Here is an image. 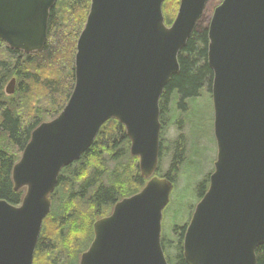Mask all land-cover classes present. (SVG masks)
Masks as SVG:
<instances>
[{
	"label": "water",
	"instance_id": "water-1",
	"mask_svg": "<svg viewBox=\"0 0 264 264\" xmlns=\"http://www.w3.org/2000/svg\"><path fill=\"white\" fill-rule=\"evenodd\" d=\"M58 0H0V39L43 51ZM91 0L75 59V88L61 114L32 133L12 173L19 206L0 200V264H34L62 170L79 161L109 120L122 124L145 187L94 224L80 264H169L163 216L174 183L160 165V99L209 0ZM217 160L183 240L186 264H257L264 245V0H223L208 28ZM16 91L13 79L6 88Z\"/></svg>",
	"mask_w": 264,
	"mask_h": 264
},
{
	"label": "trees",
	"instance_id": "trees-1",
	"mask_svg": "<svg viewBox=\"0 0 264 264\" xmlns=\"http://www.w3.org/2000/svg\"><path fill=\"white\" fill-rule=\"evenodd\" d=\"M179 7L180 0L165 1L163 12L168 26L174 22ZM90 8L91 0H58L50 13L48 38L41 52L26 54L12 50L0 39V200L15 206L22 204L26 190H14L13 169L34 130L57 118L70 100L76 83L77 44ZM200 21L180 52V72L172 76L165 88L166 99L173 102L166 116L172 120L184 121L190 103L201 95L205 83L209 84V90L212 88L213 71L207 59L208 28L200 31ZM13 79L16 91L8 96L6 87ZM163 109L166 110V104ZM125 136L124 128L116 120H109L81 160L62 171L58 181L62 204L45 219L34 264H77L81 241L86 236L93 241V224L107 215L106 206L116 198L119 201L132 197L145 187L148 180L142 178L139 158L130 155L127 148L130 143L127 138L124 140ZM175 146L172 174L164 176L174 184V174L185 161L184 145ZM162 155L161 152L160 166ZM122 161L125 164L118 165ZM205 183L201 197L208 190L209 178ZM75 185L81 187L75 191L76 195L89 205L87 213L74 212L69 206ZM93 187L96 190L91 197L84 198L87 189ZM179 232L182 237L183 229ZM181 239L180 264H186ZM256 254L257 264H264V245L257 248Z\"/></svg>",
	"mask_w": 264,
	"mask_h": 264
},
{
	"label": "rangeland",
	"instance_id": "rangeland-1",
	"mask_svg": "<svg viewBox=\"0 0 264 264\" xmlns=\"http://www.w3.org/2000/svg\"><path fill=\"white\" fill-rule=\"evenodd\" d=\"M222 2L223 0H209L200 21V31L209 28L214 11ZM204 88L201 95L190 103L184 121L176 118L170 121L169 117H165L167 125L162 135L163 155L156 176L164 177L171 173V163L177 148L175 144L183 135L187 143L185 161L180 165L179 172L174 174L175 185L171 201L164 210L163 216V248L169 264H180L182 239L179 237V230L189 224L201 200L203 185L208 178L210 179L217 160L213 96L209 91L208 83L204 84ZM90 238L86 236L81 241L82 244L79 246L81 251L90 246Z\"/></svg>",
	"mask_w": 264,
	"mask_h": 264
},
{
	"label": "flooded vegetation",
	"instance_id": "flooded-vegetation-1",
	"mask_svg": "<svg viewBox=\"0 0 264 264\" xmlns=\"http://www.w3.org/2000/svg\"><path fill=\"white\" fill-rule=\"evenodd\" d=\"M212 84H213V81H212ZM210 92H211V94H212V88H211V90H209ZM166 104V110L164 111V109H163V107H164V105ZM173 107V102L171 101V100H167L166 99V97H165V91H164V93H163V95H162V97H161V99H160V109H161V114H160V121H161V125H162V129H161V137H160V141H161V143H160V145H161V149H162V135H163V131H165V126L167 125L166 124V121H167V118H166V121H165V117H167L166 116V113H168V110H170L171 108ZM170 121H173L172 119H170ZM117 124H119L120 126H122L123 128H124V132H125V134H126V136L124 137V140H125V138H127V142L128 143H130V144H128L127 145V148L129 149V153H130V155L132 156V154H131V141H130V139L128 138V136H127V133H126V129H125V127L122 125V124H120L118 121H117ZM173 124V123H172ZM179 132V131H178ZM180 135H181V133H180ZM179 143V145L180 146H182V144L184 145V147H185V153H186V148H187V143H186V140H185V135H183L181 138H180V141L178 142ZM121 146V145H120ZM120 148H123V147H120ZM123 154H125V152H123L120 156H119V158L121 159L122 158V155ZM132 157H134V156H132ZM134 158H136V157H134ZM123 164H125V162L124 161H122L121 163H118V165H123ZM71 166V165H70ZM62 173V172H61ZM61 175V174H60ZM60 177V176H59ZM79 189H81V187H79V186H77V185H75L74 186V189H73V193H72V195L70 196V200H69V202H70V208L71 209H73L74 210V212L76 211H81L82 213H87V211L89 210V205H88V203L87 202H85V199H83L82 197H80V196H77L76 195V193H75V191H77V190H79ZM94 190H96V187H93V188H89V189H87V191H86V193H84V195H83V197L84 198H89V197H91V195H92V191H94ZM90 192V193H89ZM130 197V196H129ZM129 197H124V198H122L121 200H117L118 198H116L113 202H112V204L110 203V204H108L107 206H106V208L109 210L108 211V213H107V215L106 216H104V217H101V218H99L98 220H101V219H103V218H106V217H109V216H111L112 215V213H113V211H114V208H115V206H116V204L118 203V202H120V201H122L123 199H125V198H129ZM82 198V199H81ZM76 199V200H75ZM202 199V198H201ZM61 204H62V200H61V193H60V191L58 190V186L56 187V189H55V191H54V193L52 194V209H51V212H50V214H52V213H54V212H56V210L61 206ZM195 211V210H194ZM49 214V215H50ZM193 214H194V212H193ZM48 215V216H49ZM193 216V215H192ZM191 219H192V217H191ZM97 220V221H98ZM97 221H95L94 222V224L97 222ZM191 221V220H190ZM45 223V222H44ZM190 223V222H189ZM94 224H93V231H94ZM188 225L189 224H187V226L183 229V233H184V235L182 236L183 237V239H184V236H185V234H186V231H187V227H188ZM43 228H44V224H43V227H42V231H43ZM41 234H42V232H41ZM93 235H94V238H93V241H94V239H95V234L93 233ZM181 232H179V236L181 237ZM163 236V235H162ZM181 237V238H182ZM41 240H42V238H41V235H40V238H39V241H38V244H37V248H36V251H37V249H38V247L40 246V243H41ZM92 241V242H93ZM92 242H91V244H92ZM91 244H90V246H91ZM90 246L88 247V249L90 248ZM88 249L87 250H85V251H82L80 254H79V260H78V262H77V264H80V262H81V258H82V255L85 253V252H87L88 251Z\"/></svg>",
	"mask_w": 264,
	"mask_h": 264
}]
</instances>
